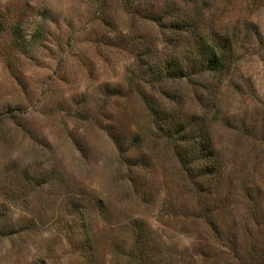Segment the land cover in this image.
I'll return each mask as SVG.
<instances>
[{
  "label": "rangeland",
  "instance_id": "obj_1",
  "mask_svg": "<svg viewBox=\"0 0 264 264\" xmlns=\"http://www.w3.org/2000/svg\"><path fill=\"white\" fill-rule=\"evenodd\" d=\"M0 264H264V0H0Z\"/></svg>",
  "mask_w": 264,
  "mask_h": 264
},
{
  "label": "trees",
  "instance_id": "obj_2",
  "mask_svg": "<svg viewBox=\"0 0 264 264\" xmlns=\"http://www.w3.org/2000/svg\"><path fill=\"white\" fill-rule=\"evenodd\" d=\"M200 46L202 47V52L204 54V61L207 63V70L210 72H219L223 69L224 66V57L221 49L218 44L205 42L204 40L201 42ZM177 132H172L169 134V138H175ZM189 154V153H187ZM211 154L207 152L206 158H210Z\"/></svg>",
  "mask_w": 264,
  "mask_h": 264
}]
</instances>
